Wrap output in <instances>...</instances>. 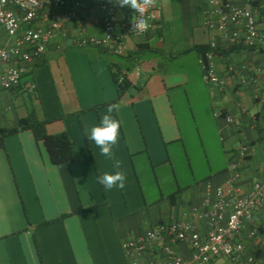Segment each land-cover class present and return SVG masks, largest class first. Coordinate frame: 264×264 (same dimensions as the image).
Returning a JSON list of instances; mask_svg holds the SVG:
<instances>
[{
    "label": "crops",
    "instance_id": "0c3cea01",
    "mask_svg": "<svg viewBox=\"0 0 264 264\" xmlns=\"http://www.w3.org/2000/svg\"><path fill=\"white\" fill-rule=\"evenodd\" d=\"M231 1L264 14V0ZM98 2L87 1L76 20L66 24V35L59 34L28 65L29 76L20 88H0V128L15 127L34 112L50 121L49 134L68 133L81 157L56 165L31 130L7 137L6 148L0 149V264H130L123 243L154 225L191 219L208 184L227 185L242 146L251 149L241 167L242 192L264 179V129L260 122L252 125L254 116L264 114V50L232 45L208 29L207 0H155L162 20L147 35L130 36L124 56L95 46L78 48L73 43L76 27L103 35ZM259 26L264 30L262 16ZM213 40L218 73L227 78L224 87L203 79L200 58ZM6 43L2 35L0 45ZM136 70L139 77L120 96L115 75ZM254 76L261 88L258 99L257 87L242 83ZM30 82L35 91L28 89ZM14 99L23 101L18 105ZM108 104L120 106L113 113L121 123L113 159L101 155L85 135L99 124ZM201 109L212 112L226 166L185 184L174 159L186 152L183 126L196 123ZM227 115L239 117L241 124L228 123ZM116 160L120 169L114 167ZM116 171L125 173V187L105 190L98 177ZM197 223L202 232L207 230L205 219ZM239 240L245 246L239 261L220 257L210 264H264V207L246 223ZM175 250L184 258L191 254L184 243ZM154 258L145 255L142 262Z\"/></svg>",
    "mask_w": 264,
    "mask_h": 264
},
{
    "label": "built area",
    "instance_id": "2783aa9c",
    "mask_svg": "<svg viewBox=\"0 0 264 264\" xmlns=\"http://www.w3.org/2000/svg\"><path fill=\"white\" fill-rule=\"evenodd\" d=\"M89 0H0V37L4 35L7 43L0 45V88L11 91L20 86L28 72V65L42 57L49 43L65 32V26L76 20L78 11ZM209 11L205 26L218 31L220 37L232 45H243L249 49L264 50V30L259 26V18L264 14L252 6H239L231 0H207ZM103 12V35L87 33L84 25L74 29L73 43L78 48L95 46L117 56L128 51L130 36L143 37L157 25L163 17L160 5L148 6L144 13H135L128 7L120 8L113 0H99ZM138 25L137 27L135 26ZM218 44L211 41L200 58L203 79L208 85L224 87L227 78L219 75L215 63ZM140 75L136 70L130 75L120 77L133 83ZM244 85L257 87L256 98H260L261 88L258 77L244 79ZM28 89L36 90L30 82ZM218 115V114H216ZM230 124L240 125L239 117L227 115ZM258 122L264 129V114L253 117L252 125ZM251 155L249 146H242L237 159L232 161L231 177L226 186L206 187L204 202L191 209V219L160 223L147 231L126 240L123 249L130 264H143L145 255L154 256L148 264H210L214 259L227 257L239 261L245 251L239 240L246 223L254 219L255 213L264 207V179L253 183L243 193L239 186L241 167ZM264 173V166H263ZM214 197V199H213ZM205 219L207 230L202 232L197 220ZM257 230L252 231L256 235ZM186 244L191 254L189 258L179 255L175 246ZM253 262V258H249Z\"/></svg>",
    "mask_w": 264,
    "mask_h": 264
},
{
    "label": "rangeland",
    "instance_id": "374dc122",
    "mask_svg": "<svg viewBox=\"0 0 264 264\" xmlns=\"http://www.w3.org/2000/svg\"><path fill=\"white\" fill-rule=\"evenodd\" d=\"M25 101L31 106L30 94L24 93ZM16 102V99H14ZM23 101L19 99L18 105ZM185 138L183 149L185 154L175 156V165L179 178L183 183H193L226 166L223 159L222 142L217 134L212 112L197 111V122L183 126ZM178 147V146H177ZM182 149L181 146H179Z\"/></svg>",
    "mask_w": 264,
    "mask_h": 264
},
{
    "label": "clouds",
    "instance_id": "9594fccd",
    "mask_svg": "<svg viewBox=\"0 0 264 264\" xmlns=\"http://www.w3.org/2000/svg\"><path fill=\"white\" fill-rule=\"evenodd\" d=\"M114 4L120 8L128 7L135 13H144L148 6H151L155 0H113ZM137 27L138 25L135 24ZM120 106L118 104H108L105 114L100 118L99 124L94 125L91 129L85 130V135L90 142H93L99 149L100 154L110 159L114 158L113 148L119 142L121 123L113 115L119 113ZM114 167L120 169L121 161L116 160ZM126 175L122 171L115 173H104L98 177L100 183L105 190H112L119 187H125Z\"/></svg>",
    "mask_w": 264,
    "mask_h": 264
},
{
    "label": "trees",
    "instance_id": "16d2710c",
    "mask_svg": "<svg viewBox=\"0 0 264 264\" xmlns=\"http://www.w3.org/2000/svg\"><path fill=\"white\" fill-rule=\"evenodd\" d=\"M28 76L29 74L27 73L23 76V78ZM23 78L20 86L17 88L22 86ZM115 80L118 84L120 96L130 89L131 82H129L127 79L120 82V77L118 74H116ZM49 122V120H40L36 114L32 112L29 116L21 118L17 126L0 128V149L6 148L7 137L26 129L33 132L38 143H44L54 164L59 165L66 162H79L81 160L80 153L77 150L76 145L70 139L68 133L62 132L54 135L49 134L47 131V124Z\"/></svg>",
    "mask_w": 264,
    "mask_h": 264
}]
</instances>
